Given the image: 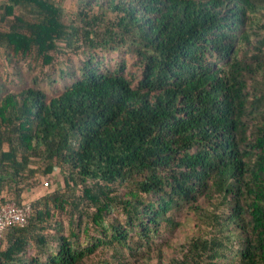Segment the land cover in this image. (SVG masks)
Segmentation results:
<instances>
[{
    "label": "trees",
    "instance_id": "16d2710c",
    "mask_svg": "<svg viewBox=\"0 0 264 264\" xmlns=\"http://www.w3.org/2000/svg\"><path fill=\"white\" fill-rule=\"evenodd\" d=\"M76 2L67 22L53 0H0L7 62L87 53L55 95L0 86V204L35 193L0 264H89L116 245L136 259L182 205L196 233L156 264H264V0ZM121 48L138 77L96 61Z\"/></svg>",
    "mask_w": 264,
    "mask_h": 264
},
{
    "label": "rangeland",
    "instance_id": "374dc122",
    "mask_svg": "<svg viewBox=\"0 0 264 264\" xmlns=\"http://www.w3.org/2000/svg\"><path fill=\"white\" fill-rule=\"evenodd\" d=\"M59 3L65 11V21L75 20L78 11L76 0H53ZM264 24V20H261ZM259 23V24H261ZM259 25L258 27H260ZM258 31L262 33L263 29ZM86 50L81 49L78 53L74 50L64 48L61 45V50L54 54V62L51 66L43 65L39 60L33 57H27L25 60H18L17 63H9L6 61L5 53L0 49V86H4L7 90H17L24 86H38L45 90L50 95H55L61 92L66 86L70 85L72 78L70 73L79 72V67L85 60ZM96 61L99 66L106 71H114L123 63L125 65L124 74L126 76L138 77L139 69L137 59L130 54L127 49L121 48L118 51H100L97 50ZM16 66V69L14 67ZM41 181L47 180L43 176H39ZM48 190H54L57 186L62 184V175L55 171L52 177H49ZM38 186V187H37ZM35 186L36 194L42 195L45 192V186ZM26 190H29L26 189ZM25 190V191H26ZM24 191V192H25ZM35 194V193H34ZM205 201L200 200L199 205L205 206ZM117 217L121 222H124V217L118 210H115L111 217ZM167 218H170L166 224L165 229L153 237L151 247H139L140 251L136 253V259L127 248L120 246H113L103 250L97 249L95 254L91 256L88 263L97 261L100 258L112 264H156L154 256L157 255L158 250L163 252V259L167 260L169 256L175 254L180 244H182L187 237L196 233L197 220L194 213L189 210L187 205H182L177 211L171 210ZM66 225V221H65ZM83 235V234H82ZM131 246L138 248L143 245L139 238L133 234ZM143 257V258H141ZM138 258V259H137ZM136 260V261H135Z\"/></svg>",
    "mask_w": 264,
    "mask_h": 264
},
{
    "label": "built area",
    "instance_id": "2783aa9c",
    "mask_svg": "<svg viewBox=\"0 0 264 264\" xmlns=\"http://www.w3.org/2000/svg\"><path fill=\"white\" fill-rule=\"evenodd\" d=\"M34 191L26 190L22 193L21 205L13 201L0 204V240L4 238L5 232L10 227H22L31 212V199Z\"/></svg>",
    "mask_w": 264,
    "mask_h": 264
}]
</instances>
